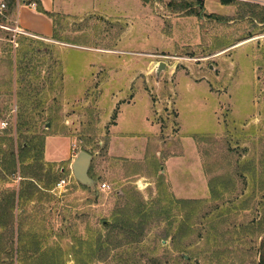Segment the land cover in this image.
<instances>
[{
    "label": "rangeland",
    "instance_id": "374dc122",
    "mask_svg": "<svg viewBox=\"0 0 264 264\" xmlns=\"http://www.w3.org/2000/svg\"><path fill=\"white\" fill-rule=\"evenodd\" d=\"M54 1L53 37L0 22V101L12 93L0 136H17L22 109L38 147L53 137L69 150L51 162L67 183L52 189L44 225L58 261L262 264L264 0ZM9 58L22 60L18 85ZM81 149L94 186L74 177ZM126 205L152 208L144 230L110 231ZM96 234L109 249H88Z\"/></svg>",
    "mask_w": 264,
    "mask_h": 264
},
{
    "label": "trees",
    "instance_id": "16d2710c",
    "mask_svg": "<svg viewBox=\"0 0 264 264\" xmlns=\"http://www.w3.org/2000/svg\"><path fill=\"white\" fill-rule=\"evenodd\" d=\"M5 1L6 8L0 12V22L13 13L18 0ZM20 1L27 4L35 3L38 10L44 11L39 0ZM231 1L222 0L223 3ZM197 3L200 8L204 7L202 0H197ZM7 63L8 84L12 85L14 69L18 74L15 81L17 85L20 84L23 81L22 60L16 58L15 62L13 58H9ZM20 92L16 91L17 97H20ZM8 94L10 97H4V103L0 101V118L5 117L12 109V93ZM21 112L22 109L18 113L17 136L15 137L9 129L3 130L0 136V181L6 180L7 177L15 179L14 176H20L17 188L0 190V264H64L63 261H58L55 254L56 242L50 241L55 237L54 233L44 226L48 216L47 203L54 199L51 191L62 175L54 170L53 164L45 162L44 141L40 140V147L36 142L37 136L34 132L36 124L26 121ZM25 130L31 131L32 134H26ZM23 137L24 140L19 143ZM28 206L36 210L31 212ZM126 206L120 218L116 216L114 219L110 231L134 227L144 230L149 218L152 217L150 213L152 208H141L140 205ZM86 243L92 253L101 249L106 251L110 247L108 241L102 239L100 234L89 236Z\"/></svg>",
    "mask_w": 264,
    "mask_h": 264
},
{
    "label": "crops",
    "instance_id": "0c3cea01",
    "mask_svg": "<svg viewBox=\"0 0 264 264\" xmlns=\"http://www.w3.org/2000/svg\"><path fill=\"white\" fill-rule=\"evenodd\" d=\"M39 2L44 11L38 10L34 4H27L24 1L18 0L13 13L9 17L14 22V26H18L24 30L26 34L53 37L55 30L53 16L55 13H58L55 1L39 0ZM51 138L53 137H48L46 140L44 150L46 162L53 163L69 158V150L59 151L55 145L50 144ZM13 180L19 182L20 179L16 178Z\"/></svg>",
    "mask_w": 264,
    "mask_h": 264
},
{
    "label": "water",
    "instance_id": "95a60500",
    "mask_svg": "<svg viewBox=\"0 0 264 264\" xmlns=\"http://www.w3.org/2000/svg\"><path fill=\"white\" fill-rule=\"evenodd\" d=\"M163 67V64H161L158 70L160 71ZM91 160L92 154L85 149H81L72 161L71 168L74 177L80 184L94 186L96 183V180L89 174ZM107 223L108 222H104V225Z\"/></svg>",
    "mask_w": 264,
    "mask_h": 264
},
{
    "label": "built area",
    "instance_id": "2783aa9c",
    "mask_svg": "<svg viewBox=\"0 0 264 264\" xmlns=\"http://www.w3.org/2000/svg\"><path fill=\"white\" fill-rule=\"evenodd\" d=\"M34 4V3H33ZM3 7H5V4H1V8H3ZM3 28H7V29H11V30H13L15 33H25V31L24 30H22L21 28H19L18 26H13V27H7L6 25H1ZM6 125V123L5 122H3V126H5ZM17 179H20V176H18L17 177ZM66 183H67V181H66V179H64V178H61L58 182H57V184H56V187H63L64 185H66ZM102 187L103 188H107V187H109V186H107V184L106 183H104L103 185H102Z\"/></svg>",
    "mask_w": 264,
    "mask_h": 264
}]
</instances>
